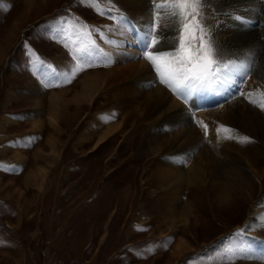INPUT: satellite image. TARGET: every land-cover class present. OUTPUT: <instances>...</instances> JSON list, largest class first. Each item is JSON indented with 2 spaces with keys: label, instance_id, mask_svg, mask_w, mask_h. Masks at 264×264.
Instances as JSON below:
<instances>
[{
  "label": "rangeland",
  "instance_id": "obj_1",
  "mask_svg": "<svg viewBox=\"0 0 264 264\" xmlns=\"http://www.w3.org/2000/svg\"><path fill=\"white\" fill-rule=\"evenodd\" d=\"M25 1L0 0V47L13 25L22 29L17 39L13 38L10 42L9 46L13 45L4 60L0 61V264H168L169 252L180 237L186 239L190 249L183 256L172 259L170 264H256L258 261L251 259L241 263L230 252L231 239L242 230H246L243 235H255L261 240L260 243L263 240L261 238H264L262 229L248 225L252 215L264 214V182L263 187L261 184L259 186L252 175L247 174L246 177L254 187L256 202L248 212L247 204L238 212L218 213L199 208L194 213L197 225L189 230L183 226V216L177 210L171 215L173 221L162 227L160 232L156 224L146 225L157 217L158 212L153 211L151 195L142 187L146 162L144 158L131 154L137 143L142 141V133L135 132L133 138L119 134L121 137L117 135L103 142H96L104 129L102 126V130L99 128L98 133H93L94 137L89 134L90 126L96 123L98 114L99 118L104 117V126L111 121H121L123 112L115 109L118 103L108 97L114 89L116 91L123 84H135L134 81L115 85L113 90L99 96L90 108L85 105L75 109L68 105L60 118L54 111L56 109L48 111L46 100L50 93L56 96L65 90L64 97L70 98L80 90L79 83L84 76L108 71L107 66L92 57L95 50H99L95 55L101 56L100 51L110 46V41L116 40L113 46H119L116 50L120 57L137 51L133 35L140 27L135 21L129 22L130 28L133 26L135 31L129 28L125 41L117 40V36L112 34L117 25V15H120L119 2L52 0L41 12L36 5L24 13L21 7ZM260 5L255 9L258 10L255 14L261 19L245 17V22L249 25L250 21H254L247 28L256 30L258 36L263 35L261 40L264 41V16H261L264 3ZM155 9L151 10V15L149 12L151 24L157 12ZM207 9L203 12L202 22L213 36L215 21H209ZM139 33L136 36L140 39ZM128 39H132V42L129 43ZM158 39L162 41L160 35ZM262 49L263 45L259 49L261 52L252 56V50L245 48L249 58L245 59L236 53L237 58L233 56L229 59H235L236 63L244 59L245 65L255 60L251 74L244 82L246 84L238 83L239 90L244 85L243 91L247 90L250 77L253 74L256 76ZM148 51L157 50L152 48ZM130 60L137 61V57H130ZM77 64L82 70L73 77L71 70ZM116 67L114 65L112 70ZM53 73L59 78L52 79ZM151 74L160 83L155 69H151ZM45 84L60 86L45 87ZM164 88L168 91L165 93L174 100L181 97L168 87ZM219 88L223 91L222 87ZM195 95L192 93L189 96L196 100ZM238 96V99L235 96L230 101H244L255 107L249 104L246 98L249 95ZM36 98L42 99V104L34 112L36 106L32 99ZM224 103L226 101L216 104L215 109ZM209 104V108L214 107L211 102ZM258 111L264 112L261 109ZM191 124H197L196 115ZM219 124L233 127L225 122ZM87 131L90 138L84 139ZM221 135L225 136L221 132L218 137ZM239 136L250 137L247 134ZM250 138L251 142L236 143L238 147L241 146L240 150L255 156L260 149V142ZM78 139H82L81 143ZM77 141L79 143L75 146ZM124 177L125 180L129 179L132 198L126 199L129 202L120 209L115 207L118 196L108 195V191L102 190L106 184L114 189L118 183H121L119 187L122 186ZM184 193V197L188 198L186 190ZM105 204L112 206L105 209ZM142 210L148 216L141 222L135 221ZM187 219L189 225L195 224L191 216ZM142 222L147 227H141L139 224ZM89 227L90 231L87 229ZM260 260V264H264L263 259Z\"/></svg>",
  "mask_w": 264,
  "mask_h": 264
},
{
  "label": "bare ground",
  "instance_id": "obj_2",
  "mask_svg": "<svg viewBox=\"0 0 264 264\" xmlns=\"http://www.w3.org/2000/svg\"><path fill=\"white\" fill-rule=\"evenodd\" d=\"M51 1L26 0L21 8L26 13L37 5L38 11L41 12L46 9L47 4ZM150 1L153 2L150 4ZM117 2H119L118 11L120 15H117V18L115 17L117 25L112 30L114 37L117 36V40L125 41L130 28L129 22L135 21L138 28L140 27L138 32L140 31L139 34L143 38L151 24V10L155 9L154 6L160 0H117ZM260 3H264V0H207L206 3L209 21L210 19L212 22L213 20L215 21L212 29L213 38L219 45L222 55L227 56L224 57L226 61L233 56L236 57V53L247 59L249 54L245 48L251 49L250 55L253 56L257 52H261L259 49L263 45L262 53L258 58L256 76L253 74L250 77L251 79H248V91H243L245 85L239 90L238 83H240V78L235 79L237 77H233L234 83L230 82V84L222 86L223 91L219 87L211 86L200 90L201 92L199 90L193 92L194 94L198 93L195 95L196 100L193 96H188L187 99L182 97L183 103H180L181 97L177 95L179 98L175 99V101L173 97H169L170 94L165 93L167 91L164 88L165 85L158 83L154 75L151 74V69H154L152 68L153 66L150 67L149 62L141 58L144 52V43L141 37L139 39L136 36L138 32H135L133 36L137 46L136 52L131 51L133 54L130 53L126 54L125 57H120L118 50H116L119 46H113L116 40L110 41V46L100 51L101 56L99 58L100 64L107 66L108 71L85 74L87 76H84L79 83L81 85L80 90L70 98L64 97L67 91L62 89L64 92L56 96L50 93V97L46 100L48 111L51 110L53 112L56 109L54 111L60 118L68 105L75 109H80L85 105L90 108L99 96L107 94V91L114 88L115 85L123 82L127 83V81L135 82L132 85L121 84L122 87L116 89V91L114 89V92H111V96L108 97L118 103L115 109L117 108L120 112H123L124 115L121 121L119 123L111 121L104 126L102 122L104 117L100 116L99 118V114L97 115L98 117L95 115V118H97L95 119L96 123L91 124L89 134L94 137L93 133H98L99 128L102 126L104 129L96 142H103L112 137L115 138L119 134L124 135L125 138H133L132 136L135 132L139 131L142 133V141L137 143L135 150L131 154L144 158L146 162L142 187L148 190L147 193L151 195L153 211L156 210L158 212L157 217H154L153 221L150 219L151 221H148L146 225H150V223L156 224L159 232L168 222L173 221L171 215L177 210L183 216V226L189 230L197 225V216L195 217L196 214L194 213L199 208L208 209V211L212 212L226 213L238 212L244 209L247 204L248 212L249 208L256 202V197L254 196V187L247 180V174L256 178L257 182H259L258 185L260 186L261 184L263 187L264 112H259L260 108L251 107L244 101H230L235 96L238 99L240 91L244 92L245 96H251L250 98L256 96L254 100L260 101L264 99V41L261 40L263 35L260 34L258 36L256 30L247 28V26L251 27L254 21H250L251 24L249 23L248 25L246 22L239 24L236 19L238 15L244 18L257 19L259 15L255 14V11L258 12L255 9L261 6ZM167 12L168 10H164L161 14L160 22L165 25V29L160 35L162 41L157 46L159 51L169 50L175 42L176 34L168 28L169 18ZM218 13L220 14L218 15ZM261 16H264V9ZM258 18L259 20L261 19V17ZM21 30L15 25L11 27L9 35L0 47V61L4 60L6 53L10 51L13 45L9 46L10 42L13 38L17 39ZM128 40L129 43L132 42V39ZM98 51L95 50V54L99 53ZM133 56L137 57V61L130 60V57ZM231 61L235 62V59H231ZM244 61V59L242 61L239 60L242 64ZM118 62H120V65H118ZM114 65H117V67L112 70ZM205 94L207 95L205 96ZM52 96H55V99L51 98ZM14 97L16 98L15 95ZM32 100L37 107H35L34 112H37L38 106L40 107L42 104V99L36 98ZM212 101V106L214 107L209 108L210 105L205 103ZM223 101H226V103L222 104V106L220 105L219 109H215L217 108L216 104ZM195 115L197 122H203V124L207 125V137H205L204 129L198 123L195 126L191 124V120H195ZM219 122H225L229 126H233L230 128L233 130L231 134L234 136L238 137L240 134H247L257 139L260 142V149L258 150L255 147L258 150L255 156L246 153L244 150L242 151V149L240 150L241 146L239 145L240 147H238V143L235 140H226L223 135L221 137L216 136L215 131L217 127H220ZM37 123L38 120L35 125ZM225 127L228 126L225 125ZM161 129L163 130L161 131ZM89 134L88 131L85 132L84 139L90 138ZM79 142L77 141L75 146ZM195 153H197L194 155L195 158L191 160ZM258 160L262 161L259 162ZM258 163L262 164L258 165ZM125 178H122L124 179L122 184H124L119 187L121 183H118L116 189L112 186L109 187V184L104 185V189L102 186V191H108V195L118 196L119 199L115 207L120 209L127 205L126 203L129 201L126 199L131 197V188L127 181L129 179L125 180ZM93 182L91 186H93ZM185 190L188 193V198L184 197ZM111 206V204L107 206L105 204V209ZM25 208H27V205H25ZM146 213V211L142 210L136 216L135 221L141 222L142 219L146 218ZM261 214L262 212L252 215L248 225H254L255 228H260V230L264 231V214ZM190 216L194 218L195 224L189 225L190 222L187 218ZM139 225L142 227L144 224L142 222ZM146 225L144 226L147 227ZM89 228H87L88 231L91 230ZM249 235L251 234L249 233ZM249 235L235 236L234 239H231L230 252L241 263L251 259L254 262L258 261L256 264H260V259L264 261V238H261L263 240L260 243L261 240L256 238L255 235H251V237ZM185 240L183 237L175 240L172 250L169 252L168 264H170L172 259L183 256L190 249ZM241 246L246 249L243 254L236 250Z\"/></svg>",
  "mask_w": 264,
  "mask_h": 264
},
{
  "label": "snow or ice",
  "instance_id": "obj_3",
  "mask_svg": "<svg viewBox=\"0 0 264 264\" xmlns=\"http://www.w3.org/2000/svg\"><path fill=\"white\" fill-rule=\"evenodd\" d=\"M207 0H160L157 3V12L152 24L146 31L143 39L144 52L141 58L146 59L159 74V82L171 89L174 93L187 99L194 91L211 86L222 87L233 82V77H239L240 83H244L251 74L252 64L236 63L225 60L219 45L215 42L211 30L202 22L203 12L206 8ZM168 10L170 31H173L175 42L169 50L159 51L157 46L161 43L158 36L165 29L161 24V14ZM241 23L245 22L242 16H236ZM133 31H135L133 29ZM167 39V37H165ZM149 48L157 49L156 52L148 51ZM90 67V65H89ZM82 69L79 64L71 70L74 77ZM59 77L53 73L52 79ZM68 82H71L68 80ZM45 87H59L58 84H45ZM239 95H245L240 91ZM249 104L259 107L264 111V99L257 101L246 97ZM203 129L207 137V125L197 122ZM217 135L221 132L225 134L224 139L235 140L238 143L251 142L248 136H234L232 129L221 125L217 130ZM242 230L237 233L239 237L243 235ZM241 254L246 252L242 246L236 249Z\"/></svg>",
  "mask_w": 264,
  "mask_h": 264
}]
</instances>
